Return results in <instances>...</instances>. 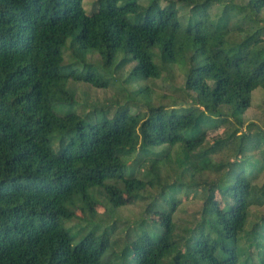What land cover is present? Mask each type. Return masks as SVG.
<instances>
[{
  "label": "trees",
  "instance_id": "obj_1",
  "mask_svg": "<svg viewBox=\"0 0 264 264\" xmlns=\"http://www.w3.org/2000/svg\"><path fill=\"white\" fill-rule=\"evenodd\" d=\"M262 13L264 0H96L89 14L82 0H0V264H264V252L238 257L242 233L264 250V215L244 229L249 208L264 203L255 184L264 131L242 121L251 93L264 91ZM62 48L100 64H62ZM172 67L183 74L186 102L145 101L136 113L125 103L111 115L107 107L82 116L54 110L73 103L67 81L103 88L112 74L135 83L171 76ZM147 91L135 94L147 100ZM225 124L224 137L204 147L206 132ZM209 167L220 176L199 184L198 221L177 230L180 198ZM170 171L177 177L165 184L161 173ZM121 197L148 202L117 253L103 258L114 220L86 222L93 225L78 227L72 243L66 223L98 207L109 213Z\"/></svg>",
  "mask_w": 264,
  "mask_h": 264
},
{
  "label": "rangeland",
  "instance_id": "obj_2",
  "mask_svg": "<svg viewBox=\"0 0 264 264\" xmlns=\"http://www.w3.org/2000/svg\"><path fill=\"white\" fill-rule=\"evenodd\" d=\"M96 0H82V7L85 13L89 14L92 9V4ZM150 0H136V3L139 6H146V4ZM170 0H158L159 6L166 5ZM218 13V9L213 7L210 10V15H212L213 19ZM184 14V13H181ZM260 17H264V13L260 15ZM62 57L63 61L62 64H67L71 61H76L78 69H81L82 65H96L100 64V60L96 55H75L74 52L72 53L68 48L63 50L62 48ZM74 57V58H73ZM172 71L170 72L171 76H167L165 72L160 74V77L155 80H146L140 81L135 83H124L123 78L124 74H112L109 76L110 79L106 78V86L103 88H94L88 84H84L82 82H72L67 81L65 84L66 91L70 93L73 99V103L65 102L60 103L54 107V110L57 114H62L64 112H69L70 110H75L78 115H81L85 112L91 111L93 108L95 109H104L108 108L110 111V115L112 111L120 105H124L125 103L129 107V110L132 113H136L138 111L143 112L145 110V101H149L150 105H170L171 101L174 103H182L188 101L187 96L181 90L183 74L178 71L177 68L172 67ZM148 90L145 93L140 95L135 94L138 89ZM142 95V96H141ZM134 102V104H132ZM144 104V105H143ZM243 127L245 124L252 123L253 125L257 126L261 131H264V91L261 89H255L251 93L250 98V106L242 115ZM232 127V124H225L220 126L219 128H214L206 132V141L204 143V147L211 144L215 139L223 138L225 135V130ZM177 146V145H175ZM170 154H173L176 151V148L173 147L169 150ZM223 155H215L212 156V164H215L223 159ZM176 159V157H175ZM182 159L181 156H177V161L180 162ZM173 169L175 166H172ZM175 170V169H174ZM164 177V183L170 184L173 181V178L177 177V173H173L170 171L168 174L161 173ZM220 174L214 172L212 167L208 169L205 168L201 170L198 175L195 176L193 179L196 181V189L194 194L191 193L188 195L187 198L181 199L178 206L175 208V211L172 214V221L175 223L177 230L179 227L191 228L195 226L196 222L198 221L199 209L202 203V194L201 188H199V184H208L214 182ZM162 179V178H161ZM189 179H187L188 181ZM257 187L264 188V173L259 176V178L255 182ZM149 191V190H147ZM157 191V190H156ZM153 189H150L148 196L154 198L156 194ZM142 194L143 196L147 195ZM166 198H169V191ZM217 201H219L220 197L218 194L216 195ZM148 202V200H139L132 204L126 202L125 198L121 197L120 203H125L117 208L109 211V213L102 208L94 209V213L92 216L88 214L81 216L78 213V216L74 218L72 221L66 223L65 228H68V233L74 236L72 241L75 244L79 239L80 235L83 234H76L78 227H84L85 231H88L93 224H89L86 222H92L95 224H108L112 220L116 221V232L111 236V248L104 253L103 258L108 256L110 253H117L124 242L128 241L129 237L133 234L136 224L139 219L145 216L143 215L144 206ZM109 210V208H108ZM108 215L110 218H108ZM264 215V203L260 206H251L248 211L247 221L245 223L244 229L245 231H249L251 225L258 221L261 216ZM160 216L158 215H149V219L156 220ZM84 218L85 220L82 221L81 219ZM82 221V222H81ZM149 227V225H148ZM238 257L239 261L241 262L244 260V256L246 253L249 254L251 260H257V257L260 253L264 252V250L260 248H255L254 245L251 244V238L248 237L245 233H242L238 236ZM116 264H130V259L124 258H117L114 260Z\"/></svg>",
  "mask_w": 264,
  "mask_h": 264
}]
</instances>
